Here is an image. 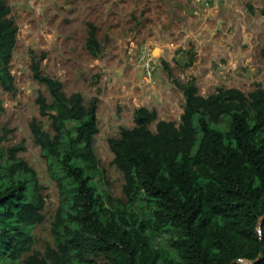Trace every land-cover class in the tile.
<instances>
[{
	"label": "trees",
	"instance_id": "1",
	"mask_svg": "<svg viewBox=\"0 0 264 264\" xmlns=\"http://www.w3.org/2000/svg\"><path fill=\"white\" fill-rule=\"evenodd\" d=\"M10 14L0 0V88L12 93L18 27ZM88 28L86 48L97 56L98 29ZM31 68L50 96L40 92L36 104L52 133L38 118L29 128L60 205L51 228L55 248L25 264H264L263 88L249 95L219 88L204 97L188 83L180 124L160 120L156 132L148 126L157 113L138 109L143 123L109 140L127 199L110 207L96 181L103 177L94 152L98 101L86 107L81 93L68 96L40 60ZM7 134L0 128V264H18L32 251L45 203L35 170L18 157L24 145L1 147ZM162 234L167 249L155 250L152 240Z\"/></svg>",
	"mask_w": 264,
	"mask_h": 264
},
{
	"label": "rangeland",
	"instance_id": "2",
	"mask_svg": "<svg viewBox=\"0 0 264 264\" xmlns=\"http://www.w3.org/2000/svg\"><path fill=\"white\" fill-rule=\"evenodd\" d=\"M5 1L18 35L11 61L16 90L0 88V128L8 131L1 147L24 145L18 157L35 170L45 203V220L32 230V251L18 264L55 248L51 228L60 205L57 184L29 128L38 118L52 133L50 120L40 117L36 104L40 92L50 96L33 77L34 59L41 61L43 74L63 83L68 96L81 93L86 107L98 101L94 152L103 177L96 181L110 207L124 206L127 199L109 140L143 123L138 109L157 113L148 126L156 132L160 120L180 124L182 87L188 83L204 97L219 88H238L246 95L264 89V0ZM89 23L98 29L97 56L86 48ZM168 241L167 234L159 235L153 248L166 250Z\"/></svg>",
	"mask_w": 264,
	"mask_h": 264
},
{
	"label": "water",
	"instance_id": "3",
	"mask_svg": "<svg viewBox=\"0 0 264 264\" xmlns=\"http://www.w3.org/2000/svg\"><path fill=\"white\" fill-rule=\"evenodd\" d=\"M263 255H264V248L261 251V256H263Z\"/></svg>",
	"mask_w": 264,
	"mask_h": 264
},
{
	"label": "built area",
	"instance_id": "4",
	"mask_svg": "<svg viewBox=\"0 0 264 264\" xmlns=\"http://www.w3.org/2000/svg\"><path fill=\"white\" fill-rule=\"evenodd\" d=\"M204 1H207V2H209V1H211V0H204Z\"/></svg>",
	"mask_w": 264,
	"mask_h": 264
}]
</instances>
